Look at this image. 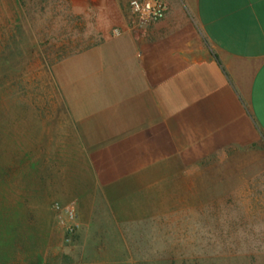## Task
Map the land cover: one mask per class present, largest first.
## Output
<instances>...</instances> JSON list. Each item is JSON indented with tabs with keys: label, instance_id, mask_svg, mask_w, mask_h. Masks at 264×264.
Masks as SVG:
<instances>
[{
	"label": "crops",
	"instance_id": "1",
	"mask_svg": "<svg viewBox=\"0 0 264 264\" xmlns=\"http://www.w3.org/2000/svg\"><path fill=\"white\" fill-rule=\"evenodd\" d=\"M130 1L43 0L44 35L26 6L10 24L71 45L53 72L98 186L104 168L157 172L163 185L188 155L214 198L260 211L264 0H164L166 16L138 26Z\"/></svg>",
	"mask_w": 264,
	"mask_h": 264
},
{
	"label": "rangeland",
	"instance_id": "2",
	"mask_svg": "<svg viewBox=\"0 0 264 264\" xmlns=\"http://www.w3.org/2000/svg\"><path fill=\"white\" fill-rule=\"evenodd\" d=\"M42 2L0 0V264H264V205L214 198L188 155L163 185L104 168L98 186L53 72L71 45L34 42ZM21 6L36 38L10 27Z\"/></svg>",
	"mask_w": 264,
	"mask_h": 264
},
{
	"label": "built area",
	"instance_id": "3",
	"mask_svg": "<svg viewBox=\"0 0 264 264\" xmlns=\"http://www.w3.org/2000/svg\"><path fill=\"white\" fill-rule=\"evenodd\" d=\"M133 24L146 25L163 19L167 13V3L164 0H131Z\"/></svg>",
	"mask_w": 264,
	"mask_h": 264
}]
</instances>
